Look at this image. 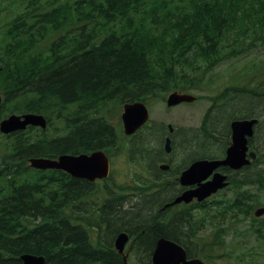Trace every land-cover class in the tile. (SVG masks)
Wrapping results in <instances>:
<instances>
[{"label": "trees", "instance_id": "1", "mask_svg": "<svg viewBox=\"0 0 264 264\" xmlns=\"http://www.w3.org/2000/svg\"><path fill=\"white\" fill-rule=\"evenodd\" d=\"M160 2L26 0L8 23L0 53V117L40 113L48 125L61 124V132L46 138V128L42 138L27 145L21 131L12 134L8 157L0 161V264H21L25 252L44 255L45 264H122L110 242L95 240L88 231L99 233L100 222L84 218L83 210L70 214L90 184L60 170L32 169L28 156L115 147V141L104 143L114 137L108 123L124 101L155 96L152 87H160L158 92L180 87L172 76L158 78L162 71H155L156 50L150 46L158 37L170 34L173 45L182 47L179 53L172 49L179 56L195 47L210 69L249 52L257 41L264 45V0H181L158 15ZM150 20L160 23L156 32L148 29ZM38 43L47 49L36 51ZM158 56L165 58L166 50ZM261 64L264 79V58ZM262 172L253 178L258 185ZM244 180L251 182L252 175ZM248 198L241 191L235 205ZM186 221H171L164 227L169 231L152 232L181 244L185 231L178 226Z\"/></svg>", "mask_w": 264, "mask_h": 264}, {"label": "rangeland", "instance_id": "2", "mask_svg": "<svg viewBox=\"0 0 264 264\" xmlns=\"http://www.w3.org/2000/svg\"><path fill=\"white\" fill-rule=\"evenodd\" d=\"M14 1H3L4 8L0 9V53L8 23L22 12L26 3V0ZM166 1L170 5L174 2ZM150 30L156 32L154 27ZM173 44L170 34L150 41V46L156 50L155 71H162L158 78H163L164 73L179 79L180 85L187 86L189 81L198 83L197 88L189 91L196 95V101L169 108L164 99L150 102L153 125L139 137L150 141L154 147L150 157H141L142 148L132 145L121 133L118 119L110 121L108 124L115 138L111 173L87 186L82 203L72 206L70 214L83 210L91 220L100 222L99 233L87 228L93 239L107 244L110 242L113 245L115 235L128 229L130 237L124 246L127 252L125 264H151L152 245L157 237L147 226L150 224L151 227L155 222H177L180 212L184 213L185 221L189 219L181 229L185 231L181 245L191 252V256H198L205 264H264V215L255 217L253 214V210L264 207V184L246 188L249 198L238 206L235 205V195L239 191L233 183L203 204H184L180 206V211L163 210L165 201L179 185L177 174L169 175L152 167L161 158L156 157L159 137L165 128L161 120L172 123L184 134L185 144L177 147L178 155H183L177 157V165L181 168L193 158L219 157L229 142L230 121L244 114L255 115L259 120L252 144L260 157H256L251 164L250 173L264 167V79L261 68L264 45L257 41L256 47L251 49V46L247 56L226 59L210 69L205 61L198 58L199 51L195 47L179 56L177 53L182 47ZM47 47L45 43H38L35 50H46ZM160 49L166 50L165 58L158 56ZM169 62L172 63L171 69L168 68ZM245 83L247 87H244ZM240 94L248 96L237 97ZM60 127L61 124L49 125L44 135L46 138L55 137L61 132ZM2 134L0 132V161L7 157L11 147V141ZM22 137L24 145H27L43 135L40 129L34 127ZM137 154L138 157H132ZM262 175L259 179L264 183V172ZM174 180L177 183H172ZM231 202L234 206L230 205ZM106 208L111 211L107 212ZM149 240L150 245L146 243ZM116 255L121 262V256Z\"/></svg>", "mask_w": 264, "mask_h": 264}, {"label": "water", "instance_id": "3", "mask_svg": "<svg viewBox=\"0 0 264 264\" xmlns=\"http://www.w3.org/2000/svg\"><path fill=\"white\" fill-rule=\"evenodd\" d=\"M182 95L172 93L169 96V104L177 103L182 100ZM147 117V109L141 102L126 103L123 106L121 118L123 121L124 132L126 134L132 133L136 130ZM255 119L249 121H234L231 123L233 129V144L227 148L226 157L222 160H200L192 163L186 168L181 176L180 182L183 185L198 183V186L194 189H189L180 196H178L174 202L184 200L188 202L193 196H196L198 200H201L208 196L210 193L216 191L219 187L224 186L223 183L225 176L218 173H214L212 178L202 182L207 178L212 170L219 164H228L233 168H239L245 162V150L246 139L244 134H251V124ZM37 124L42 127L45 126L44 118L41 115L26 113L23 115L12 114L8 118L0 122V130L8 132L13 129L24 128L26 124ZM166 150H169V139L165 142ZM30 165L36 168H57L63 169L69 172L75 177L85 178L89 181L95 178L105 177L108 170V162L105 154L102 151H94L91 154H78L68 155L62 154L57 160H51L47 158H30ZM161 168L166 166L161 165ZM264 211L263 208L255 211V215L258 216ZM126 241V235L120 233L115 239V245L122 251L124 242ZM42 257L24 256V264H42ZM153 264H203L196 260H186L185 251L179 246L174 244L164 237L158 238L155 248L152 253Z\"/></svg>", "mask_w": 264, "mask_h": 264}, {"label": "flooded vegetation", "instance_id": "4", "mask_svg": "<svg viewBox=\"0 0 264 264\" xmlns=\"http://www.w3.org/2000/svg\"><path fill=\"white\" fill-rule=\"evenodd\" d=\"M146 105H147V108H148V120L140 128H138L135 132H133L132 134L125 135L122 132L123 135H125L126 139L132 145L140 146L142 148L143 152L141 153V157H150V153L154 150V147L152 146L150 141L142 140L141 138H139L142 134L144 135L148 130H150V128L153 125V121H154V118L152 117V114H151L150 101H148V104H146ZM161 122H163L165 128L160 134V137H159L160 138V143H158L157 147H156V149H157V156L156 157H161V158L157 162H154L152 167H153L154 170H158V171H161V172H166L169 175L177 174V176H179L181 171L184 168H186V166H188V164H187V165L183 166L182 168H180V166L177 165V157H183V155H178L177 147L178 146L182 147L185 144L186 141H185V138H184V134L180 130V128L173 127L172 123H170V122L165 123L163 120H161ZM169 126L172 127V131H169ZM166 138H169V150L168 151L165 148ZM112 141H113V139L111 138L107 143H104V144H108V143H110ZM150 146H152V147H150ZM38 148L42 150V146H38L37 149ZM143 153H145V154H143ZM57 156L58 155H56V157ZM132 157H138V154L135 155V156H132ZM160 165H166L167 166L166 171L161 170L159 168ZM85 187H87V186H85ZM190 187H193V186H190ZM186 188H188V187H184V186L178 185L176 187L175 192L169 197V199L167 201H165L162 209L163 210L169 209V210H173V211L181 210L182 208H180V206L184 205L185 203L180 202V203H176V204H173V205H170V203L175 199V197L178 194L182 193ZM81 200L83 201V197H82ZM205 200H207V199H205ZM195 203H197V202H196L195 199H193L192 202L187 203V204H192L193 205ZM88 213H90V210H88ZM181 219L182 220L184 219V213L180 212L179 213V217H178L177 220H181ZM77 222L78 221L74 220L73 224H76ZM167 224H169L168 221L164 222V223L163 222H156V223L153 224V226L150 227V224H149L147 227L149 228V230L154 231V232L157 231L158 228H161L162 230L165 231V230L168 229V228L164 229V227L167 226ZM179 225H181V223ZM154 227H156V228L153 229ZM182 227H183V225L178 226V228L180 230L182 229ZM126 230H128V229H126ZM167 231H169V230H167ZM147 233L150 234V232H147Z\"/></svg>", "mask_w": 264, "mask_h": 264}, {"label": "bare ground", "instance_id": "5", "mask_svg": "<svg viewBox=\"0 0 264 264\" xmlns=\"http://www.w3.org/2000/svg\"><path fill=\"white\" fill-rule=\"evenodd\" d=\"M33 157V156H32ZM115 239H116V236H115V238H114V240H113V245H114V243H115ZM178 243V242H177ZM178 244H180V243H178ZM181 245V244H180ZM182 246V245H181ZM183 247V246H182ZM184 248V247H183ZM27 255H30V256H35V257H42V258H45L44 257V255H40V254H33V253H29V252H25V253H22L21 255H20V259H21V264H24V256H27Z\"/></svg>", "mask_w": 264, "mask_h": 264}]
</instances>
